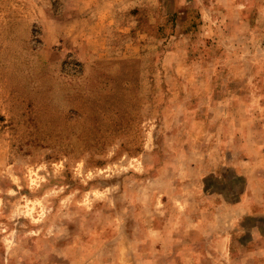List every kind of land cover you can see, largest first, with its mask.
Listing matches in <instances>:
<instances>
[{
    "label": "rangeland",
    "instance_id": "374dc122",
    "mask_svg": "<svg viewBox=\"0 0 264 264\" xmlns=\"http://www.w3.org/2000/svg\"><path fill=\"white\" fill-rule=\"evenodd\" d=\"M0 264H264V0H0Z\"/></svg>",
    "mask_w": 264,
    "mask_h": 264
}]
</instances>
